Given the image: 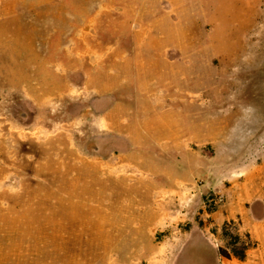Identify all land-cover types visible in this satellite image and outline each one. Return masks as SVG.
I'll list each match as a JSON object with an SVG mask.
<instances>
[{
	"label": "rangeland",
	"instance_id": "obj_1",
	"mask_svg": "<svg viewBox=\"0 0 264 264\" xmlns=\"http://www.w3.org/2000/svg\"><path fill=\"white\" fill-rule=\"evenodd\" d=\"M0 264H264V0H0Z\"/></svg>",
	"mask_w": 264,
	"mask_h": 264
},
{
	"label": "trees",
	"instance_id": "obj_2",
	"mask_svg": "<svg viewBox=\"0 0 264 264\" xmlns=\"http://www.w3.org/2000/svg\"><path fill=\"white\" fill-rule=\"evenodd\" d=\"M53 233L52 230H48L47 231V234L48 235H51ZM224 234L228 236V232L227 231H224ZM239 241V237L236 236L234 241L229 243V245L231 246H236L237 243ZM45 249H50V247L46 246L44 243H41V246H39V250L36 251L34 253L33 256H37V255H40L41 256V253L45 250ZM246 250H247V247L246 245H243V247L239 248V249H234L232 251H230V249L228 248H223V247H219L218 248V255L220 257H223L225 259H230L232 256H234L235 258L243 261L245 258H246Z\"/></svg>",
	"mask_w": 264,
	"mask_h": 264
}]
</instances>
